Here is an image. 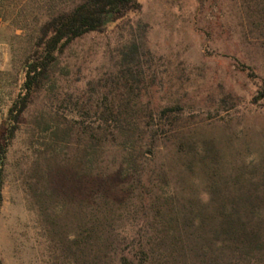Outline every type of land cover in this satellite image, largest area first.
Returning a JSON list of instances; mask_svg holds the SVG:
<instances>
[{
    "label": "rangeland",
    "instance_id": "1",
    "mask_svg": "<svg viewBox=\"0 0 264 264\" xmlns=\"http://www.w3.org/2000/svg\"><path fill=\"white\" fill-rule=\"evenodd\" d=\"M73 1L0 0L6 110ZM140 2L32 93L2 165L0 264H264L240 242L207 249L225 210L264 239V0Z\"/></svg>",
    "mask_w": 264,
    "mask_h": 264
},
{
    "label": "trees",
    "instance_id": "2",
    "mask_svg": "<svg viewBox=\"0 0 264 264\" xmlns=\"http://www.w3.org/2000/svg\"><path fill=\"white\" fill-rule=\"evenodd\" d=\"M72 3L67 10L56 13L40 27V34L36 39L33 53L28 56L23 65L24 74L21 90L7 110L5 121L0 129V155L3 162L7 157L9 145L18 130L20 118L31 102L32 93L41 85L44 79L49 77L53 66L58 60V52L87 33L100 32L123 19L129 13L136 12L141 8L140 0H78ZM115 117L118 119L119 115ZM125 151L130 165L129 155L132 152V148L127 147ZM130 167L133 169V163ZM2 189L1 166L0 207L3 202ZM238 199L235 198L234 200ZM246 201L252 205L250 202L251 196H248ZM252 209L248 212L256 213L254 216L262 214L261 210ZM224 216L226 219L223 221L221 219L219 224H216L218 229L213 233L215 237L212 238L214 244L212 243L211 246H208V250L214 251V248H216L215 251L222 253L232 246L238 248L240 242L244 247L249 246L247 250H257L260 253H264V239L255 238L259 234L258 227L260 224L258 225V222L254 220L258 219H252L248 225L243 224L239 209L230 212L225 210ZM91 220L93 223L85 229L84 238H95L98 235L97 229L100 223L97 224L99 219L95 213ZM106 226L103 227L102 234L105 232ZM222 235H229V238H221ZM244 236L246 238H243ZM99 238H103V236L101 235ZM246 240L249 241L247 242L248 244H246ZM73 246L70 243L68 247L72 249ZM86 255L87 260H85V263L88 264L90 254L86 253Z\"/></svg>",
    "mask_w": 264,
    "mask_h": 264
},
{
    "label": "built area",
    "instance_id": "3",
    "mask_svg": "<svg viewBox=\"0 0 264 264\" xmlns=\"http://www.w3.org/2000/svg\"><path fill=\"white\" fill-rule=\"evenodd\" d=\"M1 12V11H0ZM0 16H1V13H0ZM6 113H7V110L3 104V101H2V98H1V95H0V129L5 121V118H6ZM2 157L0 155V168L2 166Z\"/></svg>",
    "mask_w": 264,
    "mask_h": 264
}]
</instances>
